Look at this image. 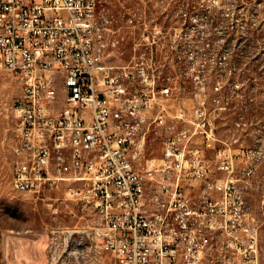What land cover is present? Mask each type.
<instances>
[{"label": "built area", "instance_id": "1", "mask_svg": "<svg viewBox=\"0 0 264 264\" xmlns=\"http://www.w3.org/2000/svg\"><path fill=\"white\" fill-rule=\"evenodd\" d=\"M97 4L0 0V81L21 85L12 186L40 193L67 184L100 214L91 227L52 229L47 264H106L107 256L111 264H261L258 220L244 196L251 168L236 172L250 150L218 137L204 101L172 111V86L159 83L153 56L106 63ZM147 123L166 132L163 156L150 160L159 192L149 200L137 165Z\"/></svg>", "mask_w": 264, "mask_h": 264}, {"label": "rangeland", "instance_id": "2", "mask_svg": "<svg viewBox=\"0 0 264 264\" xmlns=\"http://www.w3.org/2000/svg\"><path fill=\"white\" fill-rule=\"evenodd\" d=\"M97 14L106 63L119 68L150 63L153 56L159 83L172 86L166 100L172 111L183 105L191 112L204 101L218 137L250 150L239 155L236 172L243 177V164L251 168L244 196L258 220L264 264V0H98ZM0 91V264H47L52 229L91 227L100 214L91 202L71 198L67 184L40 193L12 186L20 125L12 105L20 82L7 77ZM144 132L137 165L149 200L159 192V182L148 168L151 159L163 156L166 132L154 123ZM223 146L218 142L217 148ZM209 155L214 159L215 152ZM190 188L196 193V184ZM106 261L111 264L112 258Z\"/></svg>", "mask_w": 264, "mask_h": 264}]
</instances>
